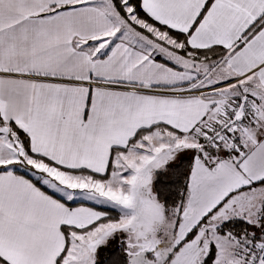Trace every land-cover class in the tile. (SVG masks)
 Listing matches in <instances>:
<instances>
[{
	"label": "snow or ice",
	"instance_id": "snow-or-ice-1",
	"mask_svg": "<svg viewBox=\"0 0 264 264\" xmlns=\"http://www.w3.org/2000/svg\"><path fill=\"white\" fill-rule=\"evenodd\" d=\"M0 264H264V0H0Z\"/></svg>",
	"mask_w": 264,
	"mask_h": 264
}]
</instances>
